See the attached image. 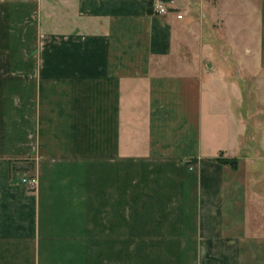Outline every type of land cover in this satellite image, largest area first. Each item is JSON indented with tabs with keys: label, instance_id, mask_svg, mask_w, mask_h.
<instances>
[{
	"label": "crops",
	"instance_id": "0c3cea01",
	"mask_svg": "<svg viewBox=\"0 0 264 264\" xmlns=\"http://www.w3.org/2000/svg\"><path fill=\"white\" fill-rule=\"evenodd\" d=\"M172 1L0 0V264H264V0Z\"/></svg>",
	"mask_w": 264,
	"mask_h": 264
},
{
	"label": "built area",
	"instance_id": "2783aa9c",
	"mask_svg": "<svg viewBox=\"0 0 264 264\" xmlns=\"http://www.w3.org/2000/svg\"><path fill=\"white\" fill-rule=\"evenodd\" d=\"M155 13L165 15L169 14L175 7L172 5V0H155L153 3ZM178 17L181 18L182 14H178ZM21 182L25 184L29 189L34 190L38 185V177L36 175H23Z\"/></svg>",
	"mask_w": 264,
	"mask_h": 264
},
{
	"label": "trees",
	"instance_id": "16d2710c",
	"mask_svg": "<svg viewBox=\"0 0 264 264\" xmlns=\"http://www.w3.org/2000/svg\"><path fill=\"white\" fill-rule=\"evenodd\" d=\"M221 161L236 164V159H229V158H220Z\"/></svg>",
	"mask_w": 264,
	"mask_h": 264
}]
</instances>
